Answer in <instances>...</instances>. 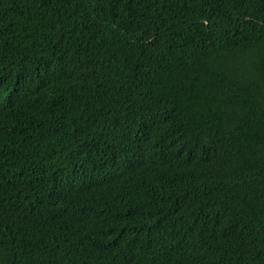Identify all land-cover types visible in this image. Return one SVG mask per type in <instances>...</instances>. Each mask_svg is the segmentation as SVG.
<instances>
[{"label":"trees","instance_id":"16d2710c","mask_svg":"<svg viewBox=\"0 0 264 264\" xmlns=\"http://www.w3.org/2000/svg\"><path fill=\"white\" fill-rule=\"evenodd\" d=\"M0 264H264V0H0Z\"/></svg>","mask_w":264,"mask_h":264}]
</instances>
